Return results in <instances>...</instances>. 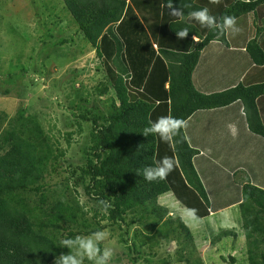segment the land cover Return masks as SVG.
I'll list each match as a JSON object with an SVG mask.
<instances>
[{"label":"trees","instance_id":"obj_1","mask_svg":"<svg viewBox=\"0 0 264 264\" xmlns=\"http://www.w3.org/2000/svg\"><path fill=\"white\" fill-rule=\"evenodd\" d=\"M62 1L106 68L94 99L102 106L75 108L74 116L89 129L88 142L80 148L82 164L65 165L72 191L66 184L59 194L49 187L61 174L65 150L22 107L11 116L0 111V264H56L61 254L74 250L61 246L62 239L89 236L104 228V220L121 226L127 216L132 219L126 228L138 223L150 234L141 236L140 245L176 241L187 264H200L189 261L196 245L188 226L179 217H168V208L158 203L162 195L172 193L186 209H196L199 220L209 215V200L193 165L199 151L188 144L183 129L171 145L158 136H145L143 130L161 116L186 121L197 111L239 101L248 131L264 139L258 103L264 97V82L239 83L210 94L195 88L192 74L201 51L212 41L225 47L229 43L226 31L202 26L189 16L203 8L218 22L226 15L253 14L255 37L245 51L255 66H263L258 36L264 33V0ZM172 7L184 10L183 19L172 15ZM184 28L189 30L187 37L178 38L176 32ZM82 124L77 121L80 129ZM66 136L70 144L72 133ZM166 156L178 160L174 170L164 180H145L143 170ZM232 178L241 188L237 207L246 256L242 264H264V189L252 184L244 170L235 171ZM101 200L108 202L106 210ZM90 212L93 223L85 224ZM141 230H135V237ZM225 237L240 235L223 229L211 241ZM128 248L137 252L134 242ZM228 260L235 264L237 258Z\"/></svg>","mask_w":264,"mask_h":264},{"label":"rangeland","instance_id":"obj_2","mask_svg":"<svg viewBox=\"0 0 264 264\" xmlns=\"http://www.w3.org/2000/svg\"><path fill=\"white\" fill-rule=\"evenodd\" d=\"M103 71V64L78 32L62 0H0V111L11 116L22 107L40 121L51 141L65 150L61 174L49 187L55 194L61 193L66 184L71 188L70 181L66 180V163L76 166L83 162L80 148L88 142L89 129L74 116L77 115L75 108L79 111L95 105L101 108L100 102L94 99L104 83L106 68ZM100 99L104 101L106 97ZM77 121L82 124L81 129ZM68 132L72 133L70 144L67 143ZM167 195H162L158 203L168 208V217H179L195 239L196 251L189 261L230 264L228 257L233 256L237 258L235 264L246 262L237 208L222 215L224 218L219 222L213 218L194 220L172 193ZM79 200L84 203V196ZM90 205L89 202L87 206ZM92 214L88 213L85 224L93 223ZM130 219L132 217L127 216L126 223ZM126 223L118 226L106 220L100 222L104 226L102 230L108 233L100 247L113 250L109 264H187L183 260L186 254L176 241L140 245L141 236L146 237V229L138 223L126 228ZM137 229H142L139 231L142 234L135 237ZM223 229L233 230L240 237L212 242V237ZM132 242L137 252L128 248ZM84 264L91 262L85 259Z\"/></svg>","mask_w":264,"mask_h":264},{"label":"crops","instance_id":"obj_3","mask_svg":"<svg viewBox=\"0 0 264 264\" xmlns=\"http://www.w3.org/2000/svg\"><path fill=\"white\" fill-rule=\"evenodd\" d=\"M135 14L141 19L140 13ZM253 20L251 13L237 18L240 31H226L228 47L212 41L201 51L192 74L197 90L210 94L239 83L264 82V65L255 66L245 51L247 42L255 37ZM192 39L198 41L196 36ZM258 41L264 50V33ZM258 103L264 118V97ZM186 121V140L199 151L193 165L209 200V215L201 220L213 218L219 222L226 212L238 209L241 201V188L232 178L235 171L244 170L252 184L264 189V139L248 131L239 101L223 108L197 111Z\"/></svg>","mask_w":264,"mask_h":264},{"label":"clouds","instance_id":"obj_4","mask_svg":"<svg viewBox=\"0 0 264 264\" xmlns=\"http://www.w3.org/2000/svg\"><path fill=\"white\" fill-rule=\"evenodd\" d=\"M172 15L183 19L184 10L180 7L171 8ZM191 19L199 22L202 26L219 29L221 31L231 30L233 34L240 31L237 27V18L235 16L226 15L221 22L217 21V18L211 15L207 8L199 9L189 13ZM189 33L188 28H184L176 35L178 38H185ZM187 127V121L173 117L172 115L161 116L155 121H150L149 125L143 130L145 136L155 135L160 138L161 141L174 143L175 138L180 135L182 129ZM178 165V160L174 157H163L159 160L155 166L147 167L143 170L144 179L152 181H161L167 178V176ZM106 210L109 207L107 201H99ZM186 213L194 220H198L196 209H186ZM108 233L103 230H98L91 233L87 237L76 236L75 238H66L60 241V245L69 249L68 254H61L56 259V264H84V260L87 259L91 264H109L110 259L113 256V250L111 248H101L100 244L107 238Z\"/></svg>","mask_w":264,"mask_h":264}]
</instances>
